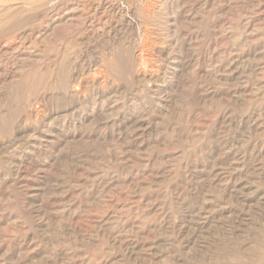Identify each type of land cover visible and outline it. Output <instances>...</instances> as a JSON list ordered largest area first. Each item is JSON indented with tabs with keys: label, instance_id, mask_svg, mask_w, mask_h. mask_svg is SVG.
I'll use <instances>...</instances> for the list:
<instances>
[{
	"label": "rangeland",
	"instance_id": "rangeland-1",
	"mask_svg": "<svg viewBox=\"0 0 264 264\" xmlns=\"http://www.w3.org/2000/svg\"><path fill=\"white\" fill-rule=\"evenodd\" d=\"M109 1L0 0V264H264V0Z\"/></svg>",
	"mask_w": 264,
	"mask_h": 264
},
{
	"label": "bare ground",
	"instance_id": "bare-ground-1",
	"mask_svg": "<svg viewBox=\"0 0 264 264\" xmlns=\"http://www.w3.org/2000/svg\"><path fill=\"white\" fill-rule=\"evenodd\" d=\"M91 1V0H90ZM98 1V0H97ZM131 1V0H130ZM154 1V0H153ZM106 2V1H105ZM123 2H125V1H123ZM136 2H138V3H136L137 5H135L134 4V6H129V7H127V8H124L123 6H122V3L120 2V1H114V0H110L107 4H108V7H109V9L110 10H113V11H115V12H119L118 14H120V16H121V19L122 20H124V21H126V20H128V22L131 24V25H135L136 24V22H135V18L134 19H132V18H129L130 17V15H132V16H136V14L137 15H141L140 17H142V19L144 18V20H145V18H147V16H149L150 15V13H148V12H146V9H145V7L148 5V4H150L151 2H152V0H136ZM50 3V2H49ZM67 3V2H66ZM154 3V2H153ZM159 3H161V2H159ZM72 4H74V3H72ZM87 4V3H86ZM95 4V3H94ZM102 5V4H101ZM152 5H156V4H152ZM159 5V4H158ZM161 5V4H160ZM159 5V6H160ZM150 6V5H149ZM148 6V7H149ZM66 7V6H65ZM96 7V6H95ZM152 7V6H151ZM71 8V7H70ZM81 8V7H80ZM79 7H76V5H75V8H72V9H66L67 11H65V12H63L60 16L59 15H57V16H54L52 19H51V21H52V23H53V25H54V27H56L59 23H61V22H65V21H68V20H75L76 19V17H80L83 13L81 12V9H80ZM83 8V7H82ZM87 9V8H86ZM95 9V8H94ZM92 10V9H91ZM103 10V9H102ZM153 10V9H152ZM104 11V10H103ZM102 11V12H103ZM153 11H155V10H153ZM94 14V13H93ZM85 16V15H84ZM91 16H93V15H91ZM100 16V15H99ZM119 16V15H118ZM94 17V16H93ZM120 18V17H119ZM82 19V18H81ZM98 19V18H97ZM100 19V18H99ZM138 20V19H137ZM76 21V20H75ZM99 21V20H98ZM112 21V20H111ZM110 21V22H111ZM79 22V21H78ZM91 22H92V20H91ZM90 22V23H91ZM104 22V21H103ZM108 22V21H107ZM127 22V23H128ZM81 23V22H80ZM79 23V24H80ZM89 23V22H88ZM96 23V22H95ZM126 23V22H125ZM149 23V22H148ZM75 24V23H74ZM107 24V23H106ZM110 24V23H109ZM13 25V24H12ZM73 25V24H72ZM92 25V24H91ZM124 25V24H123ZM147 25V24H146ZM68 26V25H67ZM82 26V25H81ZM86 26V25H85ZM101 26H102V24H101ZM145 26V25H144ZM13 27V26H12ZM52 27V26H51ZM77 27H79V26H77ZM83 27V26H82ZM104 27V26H103ZM129 27V26H128ZM134 27V26H133ZM53 28V27H52ZM52 28H47V26L44 28V29H40V31L38 32L39 34H40V36H42V37H47V36H49L50 35V32L52 31ZM97 28H100V27H97ZM114 28V27H113ZM112 28V29H113ZM120 28V27H119ZM150 28V27H149ZM8 29V28H7ZM118 29V28H117ZM121 29V28H120ZM129 29V28H128ZM140 29V27L139 26H137V31H140L139 30ZM50 30V31H49ZM72 30V29H71ZM145 30V29H144ZM147 30H149V29H147ZM146 30V31H147ZM67 31V30H66ZM114 31V30H113ZM120 31V30H119ZM123 31H124V29H123ZM123 31H122V33H123ZM242 31V30H241ZM17 32V31H16ZM81 32V31H80ZM96 32H97V30H96ZM107 32H108V30H107ZM149 32V31H148ZM75 33V32H74ZM106 33V32H105ZM130 33V32H129ZM128 33V34H129ZM132 33V32H131ZM147 33V32H146ZM34 34V33H33ZM53 34H54V32H53ZM109 34V33H108ZM115 34V33H114ZM134 34H135V32H134ZM60 35V34H59ZM85 35V34H84ZM98 35V34H97ZM107 35V34H106ZM113 35V34H112ZM139 35V34H138ZM137 35V36H138ZM152 35V34H151ZM13 36H14V34H13ZM53 36V35H52ZM92 36H93V34H92ZM108 36V35H107ZM121 36H122V34H121ZM128 36V35H127ZM10 37V36H9ZM58 37V36H57ZM103 37V36H102ZM25 38V37H24ZM30 38V37H29ZM90 38V37H89ZM107 38V37H106ZM22 39V38H21ZM34 40H35V38H33ZM102 39V38H101ZM109 39V38H108ZM119 39V38H118ZM138 39H140L139 37H138ZM148 39V38H147ZM154 39V38H153ZM14 40V39H13ZM12 39H11V41H7L5 44H3V45H1L0 46V49L2 50L3 48V50H11V49H14V48H16L18 45H17V43L16 42H14ZM19 40V39H18ZM55 40V39H54ZM106 40V39H105ZM144 41H145V39H143ZM52 41V40H51ZM50 41V42H51ZM121 41V40H120ZM119 41V42H120ZM143 41V42H144ZM22 42V41H21ZM23 42H25V41H23ZM32 42V41H31ZM106 42V41H105ZM122 42V41H121ZM132 42V41H131ZM147 42V41H146ZM40 43V42H39ZM151 43H153V42H151ZM130 44V43H129ZM140 44V43H139ZM174 44V43H173ZM21 45V44H20ZM47 45V44H46ZM92 45V44H91ZM112 45V44H111ZM22 46V45H21ZM44 46V45H43ZM131 46V45H130ZM24 47V46H23ZM29 47V46H28ZM135 47V46H134ZM133 47V48H134ZM145 47V46H144ZM154 47V46H153ZM31 48V47H30ZM127 48V47H126ZM130 48V47H129ZM137 48V47H136ZM135 48V49H136ZM139 48V47H138ZM142 48V47H141ZM17 49V48H16ZM33 49H35V47L33 48ZM38 49V48H37ZM40 49V48H39ZM145 49V48H144ZM32 50V49H31ZM130 50V49H129ZM14 51V50H13ZM33 51V50H32ZM131 51V50H130ZM144 51V50H143ZM142 51V52H143ZM39 52V51H38ZM133 53V52H132ZM144 53V52H143ZM82 54V53H81ZM139 54H140V50H139V53L138 54H133V57H132V59H133V63H136L137 61H138V57H139ZM144 54H146V53H144ZM152 54V53H151ZM21 55V54H20ZM32 55V54H31ZM128 55V54H127ZM131 56V55H130ZM146 56V55H145ZM153 56V55H152ZM28 57H29V55H28ZM103 57V56H102ZM105 57V56H104ZM235 57H237V56H235ZM17 58V57H16ZM122 58V57H121ZM142 58V57H141ZM22 59V58H21ZM118 59V58H117ZM130 59V58H129ZM150 59V58H149ZM213 59V58H212ZM233 59H235V58H233ZM237 59V58H236ZM34 60V59H33ZM78 60V59H77ZM88 60V59H87ZM96 60V59H95ZM114 60V59H113ZM115 60H116V58H115ZM143 60V59H142ZM176 60V59H175ZM31 61H32V59H31ZM118 61V60H117ZM116 61V62H117ZM17 62V61H16ZM19 62H20V60H19ZM100 62V61H99ZM103 62V61H102ZM119 62V61H118ZM230 62V61H229ZM237 62V61H236ZM34 63V62H33ZM88 63V62H87ZM132 63V62H131ZM77 64V63H76ZM107 64H108V62H107ZM128 64V63H127ZM126 64V65H127ZM101 65V64H100ZM115 65V64H114ZM143 65V64H142ZM74 66V65H73ZM86 66V65H85ZM235 66V65H234ZM72 67V66H71ZM87 67V66H86ZM102 67V66H101ZM104 67V66H103ZM107 67V66H106ZM133 67V66H132ZM131 67V68H132ZM98 68V67H97ZM147 68V67H146ZM231 68H233V67H231ZM73 69V68H72ZM94 69V68H93ZM100 69V68H99ZM103 69V68H102ZM107 69V68H106ZM111 69V68H110ZM116 69V68H115ZM155 69V68H154ZM8 70V69H7ZM82 70V69H81ZM88 70L89 71H91V69L88 67ZM231 70V69H230ZM235 70V69H234ZM129 71H130V69H129ZM135 71H136V69H135ZM134 71V72H135ZM81 72V71H80ZM97 72V71H96ZM115 72V71H114ZM6 73H8V72H6ZM100 73V72H99ZM146 73V72H145ZM6 75V74H5ZM81 75H82V73H81ZM84 75H85V73H84ZM92 75V74H91ZM11 76V75H10ZM104 76V75H103ZM108 76V75H107ZM106 76V77H107ZM3 77V76H2ZM71 77V76H70ZM83 77V76H82ZM257 77V76H256ZM72 78V77H71ZM105 78V77H104ZM74 79V78H73ZM258 80V79H257ZM81 81V80H80ZM259 82V81H258ZM75 83V82H74ZM80 84V83H79ZM81 85V84H80ZM254 95V94H253ZM249 117V116H248ZM261 117V116H260ZM246 120V119H245ZM252 122V121H251ZM245 123V122H244ZM252 124H254V123H252ZM263 125V124H262ZM257 140V139H256ZM254 141V140H253ZM260 141V140H259ZM262 141V140H261ZM243 146V145H242ZM246 148V147H245ZM260 149V148H259ZM261 150V149H260ZM248 156V155H247ZM252 157V156H251ZM200 158V157H199ZM253 158V157H252ZM260 159V158H259ZM252 160V159H251ZM249 161V160H248ZM256 164V163H255ZM263 171V170H262ZM264 195V194H263Z\"/></svg>",
	"mask_w": 264,
	"mask_h": 264
}]
</instances>
